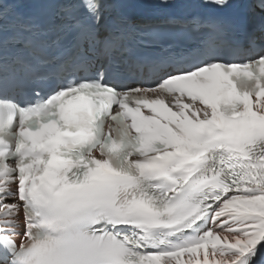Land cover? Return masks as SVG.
Instances as JSON below:
<instances>
[{"label": "snow or ice", "instance_id": "1", "mask_svg": "<svg viewBox=\"0 0 264 264\" xmlns=\"http://www.w3.org/2000/svg\"><path fill=\"white\" fill-rule=\"evenodd\" d=\"M125 2L0 0V264H264V45L173 17L131 55Z\"/></svg>", "mask_w": 264, "mask_h": 264}]
</instances>
